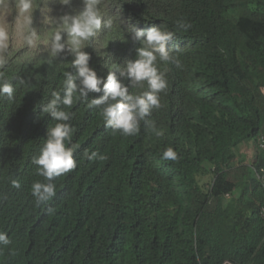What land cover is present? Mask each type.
Listing matches in <instances>:
<instances>
[{"label":"trees","instance_id":"16d2710c","mask_svg":"<svg viewBox=\"0 0 264 264\" xmlns=\"http://www.w3.org/2000/svg\"><path fill=\"white\" fill-rule=\"evenodd\" d=\"M33 24L40 47L50 42L58 19L76 14L83 0H34ZM111 29L86 44L89 66L99 77L137 58L135 31L164 26L176 32L166 46L182 67L166 71L161 107L132 136L105 127L99 93L66 110L74 129L77 167L54 179L56 195L36 206L31 186L38 156L54 124L42 106L63 87L74 55L48 62L31 49L15 11L0 8L7 23L8 63L0 66L18 85L0 97V264H264V152L252 164L233 161L239 146L264 132V0H98ZM190 23L177 31L175 21ZM119 77V71L116 72ZM131 94V78L119 77ZM146 90V86H145ZM163 137L148 131L152 123ZM172 147L173 160L162 159ZM103 160H87L85 152ZM212 174L208 186L199 176ZM18 181L19 188L12 181Z\"/></svg>","mask_w":264,"mask_h":264},{"label":"clouds","instance_id":"9594fccd","mask_svg":"<svg viewBox=\"0 0 264 264\" xmlns=\"http://www.w3.org/2000/svg\"><path fill=\"white\" fill-rule=\"evenodd\" d=\"M63 3L68 4L70 0H63ZM0 8L17 13V21L22 23L25 28L23 32L25 43L38 52L47 51L49 63L52 62V58L65 51L75 57L71 63V67L76 69L75 74L69 71L64 72L65 78L62 89L53 90L51 99L42 106V112L50 115L54 124L48 128L47 138L39 155L32 159V164L36 166L37 175L44 178L43 181H36L31 186V193L36 206L39 207L45 205L56 195L54 179L77 167L78 161L74 157L77 146L71 143L74 129L68 123L71 119V113L66 109L70 108L74 101L86 98L90 92L99 93L102 91L94 97L90 106L94 105L96 108L104 106L101 109V115L105 127L124 136L137 134L140 131L141 121L147 123L146 118L151 112L161 107L160 94L168 87L166 71L159 70L158 62L171 63L177 68L182 67L178 56L170 54L166 48L176 36V32L169 31L164 26L152 27L146 32L136 30L134 38L139 40L141 44L137 49V58L127 61L123 68L112 65L114 70L109 71L105 79L99 77L97 72L89 66L90 55L84 51L86 44L97 35L102 27L111 29L114 24L112 18H104L98 7V0H83L82 9L74 15L65 14L58 19L45 16L44 22L48 25L55 24L56 27L51 33L50 42H43V48L39 44V32L32 27L33 12L36 9L34 0H0ZM175 26L177 31L186 32L191 28V24L182 19L175 21ZM9 42L8 25L7 23L0 24V66L8 63L6 53L10 47ZM117 71H119V77L131 78L135 89L131 94L128 86L123 84L117 76ZM24 83V78H19L14 83L13 80L7 78L3 71H0V97H7L11 101L17 86ZM148 131L157 137L164 135V130L156 128L154 122ZM263 135L264 132L260 133L257 139H254L259 152L263 151L260 146ZM84 156L87 160L106 158L97 152L89 154L87 151ZM161 158L175 161L178 158V153L172 147H167L162 152ZM263 172L264 170L261 169L258 176L264 182ZM208 175L212 179V174ZM12 185L16 188L20 187L19 182L15 180L12 181ZM263 210L262 215L264 217ZM9 243L7 233L0 232V244L8 245Z\"/></svg>","mask_w":264,"mask_h":264},{"label":"rangeland","instance_id":"374dc122","mask_svg":"<svg viewBox=\"0 0 264 264\" xmlns=\"http://www.w3.org/2000/svg\"><path fill=\"white\" fill-rule=\"evenodd\" d=\"M258 153V149L256 146V140L251 139L249 142H244L242 143L238 150H237V157L234 160L233 164H239L241 160L244 161L246 164H252L253 161L255 160V156ZM211 176L208 175L206 177L200 176V181L203 183L205 186L210 182Z\"/></svg>","mask_w":264,"mask_h":264},{"label":"built area","instance_id":"2783aa9c","mask_svg":"<svg viewBox=\"0 0 264 264\" xmlns=\"http://www.w3.org/2000/svg\"><path fill=\"white\" fill-rule=\"evenodd\" d=\"M260 146H261V149L264 151V135L261 137ZM262 178L264 179V172H263ZM263 214H264V210H263Z\"/></svg>","mask_w":264,"mask_h":264},{"label":"water","instance_id":"95a60500","mask_svg":"<svg viewBox=\"0 0 264 264\" xmlns=\"http://www.w3.org/2000/svg\"><path fill=\"white\" fill-rule=\"evenodd\" d=\"M224 264H233L231 261H226Z\"/></svg>","mask_w":264,"mask_h":264}]
</instances>
